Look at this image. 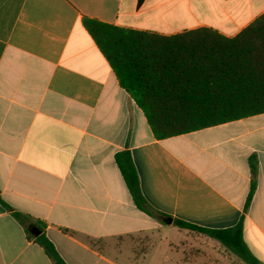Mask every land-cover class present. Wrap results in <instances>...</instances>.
I'll return each instance as SVG.
<instances>
[{
    "label": "crops",
    "instance_id": "1",
    "mask_svg": "<svg viewBox=\"0 0 264 264\" xmlns=\"http://www.w3.org/2000/svg\"><path fill=\"white\" fill-rule=\"evenodd\" d=\"M263 14L264 0H0V264H53L4 204L66 264H245L173 223L226 230L242 217L264 262V113L159 140L84 24L233 38ZM123 151L153 215L121 175Z\"/></svg>",
    "mask_w": 264,
    "mask_h": 264
},
{
    "label": "trees",
    "instance_id": "2",
    "mask_svg": "<svg viewBox=\"0 0 264 264\" xmlns=\"http://www.w3.org/2000/svg\"><path fill=\"white\" fill-rule=\"evenodd\" d=\"M84 24L159 140L264 113V14L233 38L211 28L165 36L88 18ZM115 159L136 206L153 215L141 193L131 153L119 152ZM250 165L253 180L245 210L256 191V158L250 159ZM4 206L53 264H66L39 222ZM173 223L217 240L245 264H264L244 241L243 217L226 230L204 229L180 220ZM32 227L41 231L39 236L32 235Z\"/></svg>",
    "mask_w": 264,
    "mask_h": 264
},
{
    "label": "rangeland",
    "instance_id": "3",
    "mask_svg": "<svg viewBox=\"0 0 264 264\" xmlns=\"http://www.w3.org/2000/svg\"><path fill=\"white\" fill-rule=\"evenodd\" d=\"M195 233H198V232H195ZM199 234V233H198ZM143 237H140V238H133L131 240H124L122 239V241L119 242L118 245H133L134 242H139ZM116 243V242H115Z\"/></svg>",
    "mask_w": 264,
    "mask_h": 264
},
{
    "label": "water",
    "instance_id": "4",
    "mask_svg": "<svg viewBox=\"0 0 264 264\" xmlns=\"http://www.w3.org/2000/svg\"><path fill=\"white\" fill-rule=\"evenodd\" d=\"M30 231L34 236H39L41 233V231L36 227H32Z\"/></svg>",
    "mask_w": 264,
    "mask_h": 264
}]
</instances>
